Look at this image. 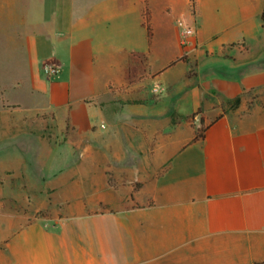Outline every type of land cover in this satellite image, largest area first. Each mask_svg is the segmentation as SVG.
Instances as JSON below:
<instances>
[{"label": "crops", "instance_id": "0c3cea01", "mask_svg": "<svg viewBox=\"0 0 264 264\" xmlns=\"http://www.w3.org/2000/svg\"><path fill=\"white\" fill-rule=\"evenodd\" d=\"M196 9V31L207 43L196 53L230 62L236 72L207 74L202 61L191 77L186 66L180 85L201 86L207 102L242 97L239 106L207 119L202 138L172 121L177 108L98 103L114 101L111 86L125 84L129 58L121 81L109 80L103 95L72 100L54 51L61 34L44 28L26 35L29 94L53 113L79 107L73 127L85 137L56 148L53 159L73 150V162L47 178L55 196L65 197L57 215L30 223L0 216V264H264V43L254 48L247 39L253 27L264 36V0H197ZM153 41L138 53L149 59ZM45 45L53 47L43 53ZM49 61L61 69L44 85L36 69ZM147 64L155 80L176 63L157 72ZM197 90L184 97L192 110L202 100Z\"/></svg>", "mask_w": 264, "mask_h": 264}, {"label": "rangeland", "instance_id": "374dc122", "mask_svg": "<svg viewBox=\"0 0 264 264\" xmlns=\"http://www.w3.org/2000/svg\"><path fill=\"white\" fill-rule=\"evenodd\" d=\"M196 3L197 0H0V216H26V222L30 223L57 215L63 204L60 200L65 197L55 196L47 178L73 162V150L63 148L61 155L53 159L56 148L85 137L73 127L79 107H72L67 113H53L29 94L25 82L26 35L44 28L52 31L56 38L61 34V39H54V51L62 61L63 77L71 82L72 100H75L80 96L103 95L109 80L121 81L122 65L132 54L147 52L149 48L147 32L142 26L148 24L154 39L148 59L153 65L152 72L162 70L171 62L176 64L155 80L148 79L149 71L137 86L112 85L114 101L98 103L103 108L126 103L143 106L160 103L159 107L169 111L177 108L172 121L189 124L198 137L208 124L207 119L241 102H207L201 86L195 84L184 89L185 85L178 81L186 66L191 73L185 77H191L194 66L204 61V54L196 53L207 45L196 31L201 25ZM68 11L70 21H66L64 15L60 22L61 13ZM76 14L78 20L74 21ZM261 22L264 27V13ZM257 31L251 28V36L247 38L254 48L264 43V36H259ZM69 35L71 37H67ZM240 44L241 41L233 43L227 49ZM118 45H123L124 51L119 50ZM52 47L45 45L43 53ZM95 55L97 59L93 62ZM46 64H55L61 69L55 61L44 62L43 66ZM203 66L207 74L217 71L233 75L236 72L232 63L214 58L205 60ZM36 72L46 85L48 80L42 66H38ZM168 78L178 82L180 87ZM182 80L185 82L186 78ZM196 87V94L202 100L200 106L192 110L184 97ZM53 163L56 165L49 172V165Z\"/></svg>", "mask_w": 264, "mask_h": 264}, {"label": "trees", "instance_id": "16d2710c", "mask_svg": "<svg viewBox=\"0 0 264 264\" xmlns=\"http://www.w3.org/2000/svg\"><path fill=\"white\" fill-rule=\"evenodd\" d=\"M148 17V14H146ZM147 32V40L148 43L150 44L153 40V34L152 31L149 27L148 24H143L142 25ZM147 55L145 54H139V53H135L131 55V58L129 60L127 69L125 70V74H124V81L127 84H137L143 81V77L146 73L149 72L148 70V64H147ZM174 64H171V66H173ZM242 101V97L237 98L234 101H231L232 103H240ZM203 133L204 130L202 131V133L199 135V137H203Z\"/></svg>", "mask_w": 264, "mask_h": 264}, {"label": "built area", "instance_id": "2783aa9c", "mask_svg": "<svg viewBox=\"0 0 264 264\" xmlns=\"http://www.w3.org/2000/svg\"><path fill=\"white\" fill-rule=\"evenodd\" d=\"M44 76L49 80L60 72L59 66L55 64H46L42 67Z\"/></svg>", "mask_w": 264, "mask_h": 264}]
</instances>
